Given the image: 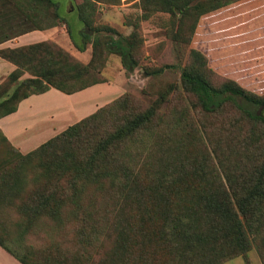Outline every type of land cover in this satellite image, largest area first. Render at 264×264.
<instances>
[{"label":"rangeland","instance_id":"374dc122","mask_svg":"<svg viewBox=\"0 0 264 264\" xmlns=\"http://www.w3.org/2000/svg\"><path fill=\"white\" fill-rule=\"evenodd\" d=\"M52 1L62 19L45 28L52 22L46 0H0V39L10 41L0 44V58L17 75L15 81L10 72L0 76V100L24 87L32 73L39 74L32 86L44 80L99 85L76 94L48 86L47 93L32 94L30 107L3 122L15 135L8 139L0 129V176L19 155L71 124L79 128L69 140L73 144L58 143L47 157L26 165L23 191L12 204L0 206V238L12 242L24 231L20 245L35 264H54L66 250L88 255V264H264V126H251L230 107L202 111L180 79L192 49L205 58L203 74L213 86L231 79L264 97V22L251 15L254 4L226 0L198 14V6L213 1L177 0L170 10L157 9L154 0ZM80 17L92 29L108 26L116 33L93 32L78 51L66 24L79 41ZM132 31L136 37L122 46L126 62L136 65L126 69L121 55L106 46L117 34L127 37ZM26 32L34 34L14 43L12 38ZM91 57L88 74L57 81V75L71 76L73 69L87 66ZM47 69L54 73L42 75ZM148 108L149 121L108 145L111 154L95 169L107 174L84 178L85 158L97 143ZM88 116L94 118L84 122ZM69 148L76 149L78 164L58 179L69 191L54 194L64 199L57 214L31 220L18 212L51 183L40 165H51ZM71 189L76 191L72 203ZM249 192L253 201L241 212L238 201ZM213 202L228 205L229 217L211 216Z\"/></svg>","mask_w":264,"mask_h":264},{"label":"trees","instance_id":"16d2710c","mask_svg":"<svg viewBox=\"0 0 264 264\" xmlns=\"http://www.w3.org/2000/svg\"><path fill=\"white\" fill-rule=\"evenodd\" d=\"M46 1L49 2L51 5V10L49 13L52 16V22L45 27L49 28L55 26L56 22H58L57 20L61 17L58 13L57 4L54 3V1L52 0ZM212 1L213 4L208 5L207 7L198 6L197 13L201 14L203 12L215 9L224 4L226 0ZM181 2H186V0H183ZM154 4L156 8L160 10H170L178 5L177 0H154ZM80 20L82 24L80 26L81 28L78 31L79 41L73 39L70 26L66 24V32L68 34V37L71 40L75 49L78 51L84 50L85 44L89 41L93 32L97 34L107 30L112 33H116L113 28L108 26H101L96 29H92L87 25L84 19H81L80 17ZM64 23L66 22L64 21ZM1 34L2 32H0V35ZM117 35L118 38H111L107 43V51H114L120 54L122 57V66L124 68L127 69L131 66H135V61H132L131 63L126 62L127 59H125V56L127 55V50L122 46V41H127L131 37L132 39H134L136 37V33L132 31L127 37L119 34ZM6 36L8 35H4L3 38H7ZM9 36L13 35L11 34ZM0 40L4 41L5 39ZM93 48L94 45L92 41V52ZM188 55L190 56L192 62L190 65H186L180 72L181 85L185 91L190 92L196 97L197 105L202 111L215 113L222 107H230L232 110L239 112L243 117L248 119L250 121L251 126H264L263 96L261 97L255 93H252L251 91L241 87L239 84H237L234 80L231 79H226L219 85L213 86L210 83L209 79L206 77V73L203 74V70L205 68V58L200 53L192 49L188 51ZM91 63L92 57L90 59V62H88L87 66L82 65L76 69H73V75H57V81L81 77L82 74L87 73V69L90 67ZM44 73L52 75L54 71H51V69H47L45 71H42V75ZM9 75L13 81L16 80L17 75L14 69L9 73ZM31 75L32 77L26 78L22 81V84L25 85L24 87L18 86L11 94H9L4 99L0 100V117L15 111L16 105L21 99L26 98L27 96L32 94L43 93L48 90V86L64 94H71L73 92L84 89L90 85H93L97 82L95 80H92L85 84L81 83L79 85H71L66 83H55L44 80L45 84L32 86L31 83H38V81H36V77H39V74L32 73ZM19 92H21V94L17 95V93ZM151 116L152 110L149 108L142 112H138L131 121H128L124 124V127L120 129L118 133L109 135L106 138L101 139L99 143H97V145L93 148L90 153H88V156H86L85 158L86 161L84 162V168L86 167V169H84L83 177L91 178V176L98 177L107 174L104 172L98 173L95 169L97 168L96 165H98L100 161L104 160L107 156L111 154V150L110 148L108 149V145H110L114 139L124 138L126 136L134 134L142 124L151 119ZM92 118H94V116H88L84 122H89ZM77 128H79L78 123L71 124L51 140L40 144L36 149L28 151L25 154L19 155L18 161L15 162V164L11 167L10 170H8L7 175L0 176V206L12 204L15 197L19 196L23 191L25 185L24 179L26 174V165L30 161H33L35 159L47 157V153L52 151L58 143L63 142V144H73L70 143L69 140L71 139V136ZM61 139L66 141H62ZM75 150V148L62 150L55 157H53V160L50 161L52 162L51 165H40L45 172V176L47 177L46 183H51L48 184L45 189H43V191L38 193L36 196H32L28 203L23 204L22 207H18V212L27 214L31 220H34V218L38 217V215L42 213H48L51 215L57 214L60 206H62V203H64V199L63 197L59 196L55 197L54 194L58 193L64 195L67 194L69 191L65 187L66 184L62 183V185H58L57 182L58 179H60V177L63 176L66 172L73 171L76 168L78 161L74 154ZM50 178H52V180ZM71 191L72 195L70 202L72 203L76 200V191L74 189H71ZM252 201L253 194L249 192L247 196L238 201L237 208L241 212H243V209ZM210 208L211 210H213L210 213L211 216L229 217L230 215V209L228 210L229 206L226 204L213 202L210 203ZM231 219L232 220L230 223L232 224L234 222V218L231 217ZM228 224L229 223H227V225ZM23 234L24 231L17 233L12 242L8 241V243L2 238H0V247L21 264H35L36 262L34 260H31L32 255L30 254V252L22 251L20 244ZM60 257L61 258H59L57 261H54L53 263L59 264L60 262H65L67 260H73L76 262L81 261V264H88L89 262L88 255L72 253L67 250L64 253L62 252Z\"/></svg>","mask_w":264,"mask_h":264},{"label":"crops","instance_id":"0c3cea01","mask_svg":"<svg viewBox=\"0 0 264 264\" xmlns=\"http://www.w3.org/2000/svg\"><path fill=\"white\" fill-rule=\"evenodd\" d=\"M250 3L254 4L253 5L254 7H252V9H254V10H251V13H252L251 15L255 16V17L258 16V18H256L258 23L264 22V0H250ZM30 34H34V32L23 33V34L15 37V38H12V40H14V43H17V41H21L23 37H24V39H26L27 36H29ZM254 34H256L255 30H254ZM25 41H28V39H26ZM8 43H10L9 39L4 41V42H1L0 44H8ZM18 44H21V43L18 42ZM12 68L13 67L11 66V64H9L7 61H5L2 58H0V76L11 72L13 70ZM96 85H99V84H93L91 86H88V87H86L84 89H81L79 91L73 92L71 94L87 92L88 90H91L92 88H94ZM45 93H47V91H45L43 93H40V94L42 95V94H45ZM33 95H37V94H33ZM31 97H32V95L21 99L17 103V107H16L15 111H13V112L5 115V116L0 117V129L5 134V136H7L8 139L15 135V133H14L15 131H13L11 128H9V126H4L3 122H5L9 118L17 116L20 112H22V111L26 110L28 107H30L29 102H30ZM1 251L4 254H8L7 252H4V250L0 247V264H8V262L10 264H12L11 263L12 261H10ZM18 264H20V263L18 262Z\"/></svg>","mask_w":264,"mask_h":264}]
</instances>
